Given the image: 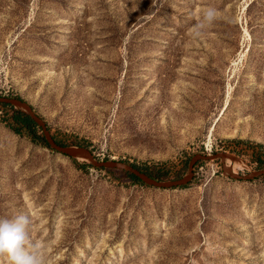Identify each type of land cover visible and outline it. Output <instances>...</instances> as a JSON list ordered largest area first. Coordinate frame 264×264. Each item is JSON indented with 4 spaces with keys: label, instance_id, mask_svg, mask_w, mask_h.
<instances>
[{
    "label": "rangeland",
    "instance_id": "rangeland-1",
    "mask_svg": "<svg viewBox=\"0 0 264 264\" xmlns=\"http://www.w3.org/2000/svg\"><path fill=\"white\" fill-rule=\"evenodd\" d=\"M0 95L163 180L225 154L184 185L123 181L12 131L0 104V218L29 214L46 264H264V174L222 170L263 167L264 0H0Z\"/></svg>",
    "mask_w": 264,
    "mask_h": 264
},
{
    "label": "water",
    "instance_id": "water-1",
    "mask_svg": "<svg viewBox=\"0 0 264 264\" xmlns=\"http://www.w3.org/2000/svg\"><path fill=\"white\" fill-rule=\"evenodd\" d=\"M0 102L12 104L14 107H18V109L24 111L29 115V117L40 126L42 130V135L44 137L45 142L48 144L49 147L53 148L54 150L61 152L63 154L74 156V157H82L87 159L91 164L98 166V167H115V168H122L125 170L130 171L131 173L135 174L140 180L145 183L157 186V187H171L176 185L185 184L189 181L192 176V168L193 164L198 159H209L213 157L219 156L221 159L224 158L225 154L223 152H214V153H195L193 154L187 163L186 171L178 177L170 178V179H156L144 171L140 170L137 167L132 166L131 164L124 162L122 160H115V159H107V160H100L97 159L93 153L83 145H63L57 143L53 137L51 136L50 132L47 130L45 122L42 118L33 111L30 104L16 96H7V95H0ZM222 170L229 176L238 179H247L253 176H257L260 174H264V166L262 168H258L256 170H252L250 173L247 174H238L231 170H229L226 166L222 164Z\"/></svg>",
    "mask_w": 264,
    "mask_h": 264
},
{
    "label": "clouds",
    "instance_id": "clouds-1",
    "mask_svg": "<svg viewBox=\"0 0 264 264\" xmlns=\"http://www.w3.org/2000/svg\"><path fill=\"white\" fill-rule=\"evenodd\" d=\"M217 19L216 9H205L192 26V38L200 37ZM31 224V216L24 211L10 218H0V264H46L42 245L32 239Z\"/></svg>",
    "mask_w": 264,
    "mask_h": 264
},
{
    "label": "trees",
    "instance_id": "trees-1",
    "mask_svg": "<svg viewBox=\"0 0 264 264\" xmlns=\"http://www.w3.org/2000/svg\"><path fill=\"white\" fill-rule=\"evenodd\" d=\"M1 105L10 107L12 109L10 113V120L7 121V125L9 128H11L12 131L16 133H24L26 134L31 140L40 142L43 145L48 147V144L45 142L43 135L36 133V127L37 124L29 117L27 113L24 111L15 108L12 104L0 102ZM51 134V133H50ZM53 139L59 143V144H65L63 141H60L59 139L55 138L54 135L51 134ZM234 141H241V139L237 138ZM76 144H82L81 142H77ZM86 145V144H84ZM258 146H260L259 143H257ZM264 152V150H263ZM256 161V167L258 166H264V156H261V154H258L255 158ZM134 167L139 168L140 170L144 171L146 174L156 177L157 179H163L167 176L168 172L164 171L162 168H160V165L157 162L145 164L143 167H140L138 165V162L130 161L128 162ZM84 164V163H82ZM185 164H183L179 170L172 176L178 177L181 176L184 172ZM103 168L113 174L117 178L123 181H140V179L133 173H131L128 170L122 169V168H115V167H99ZM184 185V184H181Z\"/></svg>",
    "mask_w": 264,
    "mask_h": 264
}]
</instances>
